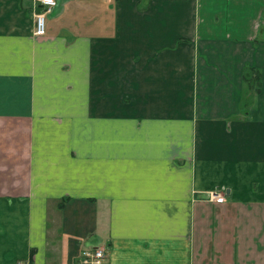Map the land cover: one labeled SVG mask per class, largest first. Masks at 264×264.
Segmentation results:
<instances>
[{"label": "crops", "instance_id": "1", "mask_svg": "<svg viewBox=\"0 0 264 264\" xmlns=\"http://www.w3.org/2000/svg\"><path fill=\"white\" fill-rule=\"evenodd\" d=\"M56 2L0 0V264H264V0Z\"/></svg>", "mask_w": 264, "mask_h": 264}, {"label": "built area", "instance_id": "2", "mask_svg": "<svg viewBox=\"0 0 264 264\" xmlns=\"http://www.w3.org/2000/svg\"><path fill=\"white\" fill-rule=\"evenodd\" d=\"M43 6V10L35 15L36 26L35 35L45 36L47 34V13L50 12L56 5V0H38ZM211 200L217 203L225 202L226 198L221 193H212ZM19 264H30L28 261H21ZM78 264H106V252L102 248L84 251L82 258Z\"/></svg>", "mask_w": 264, "mask_h": 264}, {"label": "trees", "instance_id": "3", "mask_svg": "<svg viewBox=\"0 0 264 264\" xmlns=\"http://www.w3.org/2000/svg\"><path fill=\"white\" fill-rule=\"evenodd\" d=\"M244 81L246 83V91L241 102V110L243 115H247L255 96L260 92L261 76L256 69L249 67L245 70Z\"/></svg>", "mask_w": 264, "mask_h": 264}]
</instances>
